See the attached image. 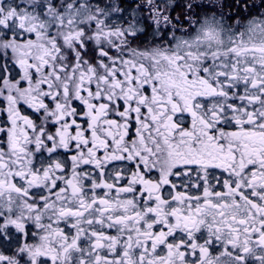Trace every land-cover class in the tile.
Listing matches in <instances>:
<instances>
[{"label": "snow or ice", "instance_id": "obj_1", "mask_svg": "<svg viewBox=\"0 0 264 264\" xmlns=\"http://www.w3.org/2000/svg\"><path fill=\"white\" fill-rule=\"evenodd\" d=\"M0 264H264V0H0Z\"/></svg>", "mask_w": 264, "mask_h": 264}]
</instances>
